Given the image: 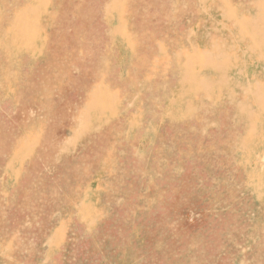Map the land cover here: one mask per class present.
Here are the masks:
<instances>
[{
  "label": "rangeland",
  "instance_id": "obj_1",
  "mask_svg": "<svg viewBox=\"0 0 264 264\" xmlns=\"http://www.w3.org/2000/svg\"><path fill=\"white\" fill-rule=\"evenodd\" d=\"M48 1L0 23V264H264V0H122L112 84L115 0Z\"/></svg>",
  "mask_w": 264,
  "mask_h": 264
},
{
  "label": "crops",
  "instance_id": "obj_2",
  "mask_svg": "<svg viewBox=\"0 0 264 264\" xmlns=\"http://www.w3.org/2000/svg\"><path fill=\"white\" fill-rule=\"evenodd\" d=\"M29 5L25 7L19 6L20 4L9 7L10 10L13 8H18L16 11V14L12 15L10 18V15L7 16L5 14L6 18H2V21L0 22L2 24V27H4V31H7L8 27L12 25H16L17 31H15V34L18 36V50L23 51L26 46L29 48H32L30 45L31 40L28 38V40H24L23 42V36H24V29H23V23H27L30 21H33L35 26H43V24H46V20L51 17L53 10L52 5L53 2H49L48 0H28ZM122 0H115L111 4H108L107 7L105 6V12H106V19L108 23H110L111 26V33L109 39L114 42H118L121 47H118V50H120V54L118 55V58L113 63V61H109L108 64L106 63V59L101 60L98 64V75L95 78L92 79H85L87 83H108L112 84L114 82H118L120 79L116 77V75L121 76H129L132 74L134 76L136 74V71L134 70V66L137 62V58L139 53L141 52L139 48V42L137 40V34L138 31L134 28L132 31V28H130V25H134L135 22L128 19L126 17V12H123V6H121L119 3ZM23 19L25 22H23ZM9 24V25H8ZM29 24V23H28ZM8 25V26H7ZM11 25V26H12ZM32 25V24H30ZM129 34H128V33ZM8 33V31H7ZM43 34L39 33L38 37L35 38V45L34 48L39 52L37 54L35 61H37L39 58L41 60V56L43 54L44 48L48 42V40L44 37ZM26 37V36H25ZM25 46H24V45ZM117 46V45H116ZM125 55L122 54V50ZM28 49V48H27ZM26 50V49H25ZM41 54V55H40ZM116 57V56H115ZM51 61V58L48 59ZM113 63L114 66V77H111L108 72L105 71V67H110ZM119 69V71H118ZM105 73L103 74V72ZM90 89V88H89ZM86 96H89V90L86 93Z\"/></svg>",
  "mask_w": 264,
  "mask_h": 264
}]
</instances>
